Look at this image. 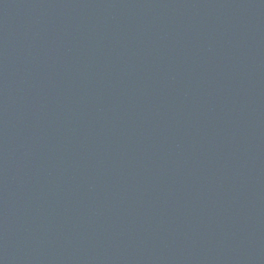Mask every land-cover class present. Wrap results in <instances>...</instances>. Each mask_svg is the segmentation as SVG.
<instances>
[{"label":"water","instance_id":"1","mask_svg":"<svg viewBox=\"0 0 264 264\" xmlns=\"http://www.w3.org/2000/svg\"><path fill=\"white\" fill-rule=\"evenodd\" d=\"M0 264H264V0H0Z\"/></svg>","mask_w":264,"mask_h":264}]
</instances>
